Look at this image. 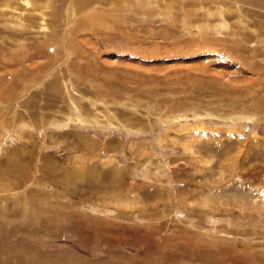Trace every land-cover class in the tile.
Returning a JSON list of instances; mask_svg holds the SVG:
<instances>
[{
	"label": "rangeland",
	"instance_id": "1",
	"mask_svg": "<svg viewBox=\"0 0 264 264\" xmlns=\"http://www.w3.org/2000/svg\"><path fill=\"white\" fill-rule=\"evenodd\" d=\"M0 264H264V0H0Z\"/></svg>",
	"mask_w": 264,
	"mask_h": 264
},
{
	"label": "bare ground",
	"instance_id": "2",
	"mask_svg": "<svg viewBox=\"0 0 264 264\" xmlns=\"http://www.w3.org/2000/svg\"><path fill=\"white\" fill-rule=\"evenodd\" d=\"M29 3H30V2H29ZM29 3H28V4H29ZM48 6H49V5H48ZM44 14H45V13H44ZM41 15H42V14H41ZM44 16H45V15H44ZM43 23H44V22H43ZM199 130H200V129H199ZM203 132H204V131H203ZM203 132L201 131L202 134H203Z\"/></svg>",
	"mask_w": 264,
	"mask_h": 264
}]
</instances>
